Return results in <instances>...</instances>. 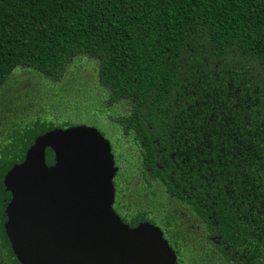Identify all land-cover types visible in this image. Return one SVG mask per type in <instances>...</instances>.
Listing matches in <instances>:
<instances>
[{"label": "trees", "instance_id": "trees-1", "mask_svg": "<svg viewBox=\"0 0 264 264\" xmlns=\"http://www.w3.org/2000/svg\"><path fill=\"white\" fill-rule=\"evenodd\" d=\"M76 55L106 98L84 103L111 144L122 221L159 227L178 264H264V0H0V87L17 67L58 77ZM62 124L0 130V264H19L4 185Z\"/></svg>", "mask_w": 264, "mask_h": 264}, {"label": "water", "instance_id": "water-1", "mask_svg": "<svg viewBox=\"0 0 264 264\" xmlns=\"http://www.w3.org/2000/svg\"><path fill=\"white\" fill-rule=\"evenodd\" d=\"M5 183L4 232L19 264H178L163 232L125 224L113 209L111 145L94 127L37 138Z\"/></svg>", "mask_w": 264, "mask_h": 264}, {"label": "rangeland", "instance_id": "rangeland-1", "mask_svg": "<svg viewBox=\"0 0 264 264\" xmlns=\"http://www.w3.org/2000/svg\"><path fill=\"white\" fill-rule=\"evenodd\" d=\"M94 61L89 57L76 55L55 78H46L30 68H15L0 87V103L2 96L12 99L9 111L5 112L9 122L1 123L0 130L4 131L10 122L23 124L31 118L33 121L51 122L53 125H95L91 122L92 108L84 100H90L91 105L94 103L97 110L104 111L107 105L104 92L97 81ZM78 103L80 108L88 107L85 112H76ZM101 117L104 118L102 115ZM0 257L5 260L1 248Z\"/></svg>", "mask_w": 264, "mask_h": 264}, {"label": "flooded vegetation", "instance_id": "flooded-vegetation-1", "mask_svg": "<svg viewBox=\"0 0 264 264\" xmlns=\"http://www.w3.org/2000/svg\"><path fill=\"white\" fill-rule=\"evenodd\" d=\"M111 145V144H110ZM111 151H112V148H111ZM113 155V154H112ZM114 157V156H113ZM114 163H115V161H114ZM115 167H116V163H115ZM117 168V167H116ZM119 173V171H118V168H117V172H116V174H115V176H114V178H113V181L114 180H116L118 177H117V174ZM119 185H121V183H119ZM116 186L114 185V189H115V195H114V202H113V209H114V211H115V213L120 217V219H121V216H122V214H121V216H120V214H118V212L119 213H121V212H123L122 211V206L121 205H119V204H117V201L120 199V196H117V192H116ZM118 211V212H117ZM122 220V219H121ZM145 222V221H144ZM136 227V226H135Z\"/></svg>", "mask_w": 264, "mask_h": 264}]
</instances>
